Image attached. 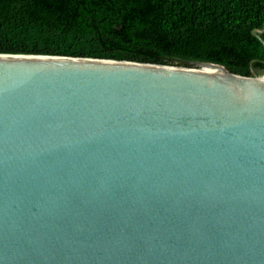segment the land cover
<instances>
[{
  "label": "water",
  "instance_id": "95a60500",
  "mask_svg": "<svg viewBox=\"0 0 264 264\" xmlns=\"http://www.w3.org/2000/svg\"><path fill=\"white\" fill-rule=\"evenodd\" d=\"M171 60L0 55V264H264V75Z\"/></svg>",
  "mask_w": 264,
  "mask_h": 264
},
{
  "label": "trees",
  "instance_id": "16d2710c",
  "mask_svg": "<svg viewBox=\"0 0 264 264\" xmlns=\"http://www.w3.org/2000/svg\"><path fill=\"white\" fill-rule=\"evenodd\" d=\"M263 26L264 0H0V55L184 66L174 58L262 76Z\"/></svg>",
  "mask_w": 264,
  "mask_h": 264
},
{
  "label": "bare ground",
  "instance_id": "6f19581e",
  "mask_svg": "<svg viewBox=\"0 0 264 264\" xmlns=\"http://www.w3.org/2000/svg\"><path fill=\"white\" fill-rule=\"evenodd\" d=\"M202 72L204 73H207V74H211V75H216V76H223L225 77L226 73L225 71H222V70H219V69H215V68H212V67H207V68H204L202 70Z\"/></svg>",
  "mask_w": 264,
  "mask_h": 264
}]
</instances>
